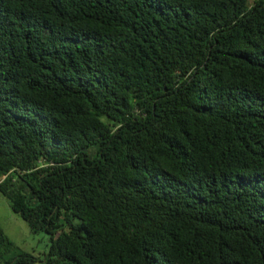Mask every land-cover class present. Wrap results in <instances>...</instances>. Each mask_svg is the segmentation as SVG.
Returning a JSON list of instances; mask_svg holds the SVG:
<instances>
[{"label":"trees","instance_id":"trees-1","mask_svg":"<svg viewBox=\"0 0 264 264\" xmlns=\"http://www.w3.org/2000/svg\"><path fill=\"white\" fill-rule=\"evenodd\" d=\"M0 264H264V0H0Z\"/></svg>","mask_w":264,"mask_h":264},{"label":"rangeland","instance_id":"rangeland-1","mask_svg":"<svg viewBox=\"0 0 264 264\" xmlns=\"http://www.w3.org/2000/svg\"><path fill=\"white\" fill-rule=\"evenodd\" d=\"M0 227L20 251L30 254L41 261L48 252V239L43 233L31 234L25 221L11 210L8 201L0 195ZM35 264H41L36 262Z\"/></svg>","mask_w":264,"mask_h":264}]
</instances>
